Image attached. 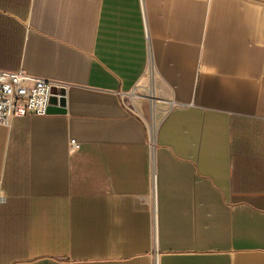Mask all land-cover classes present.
Masks as SVG:
<instances>
[{
	"label": "crops",
	"instance_id": "obj_1",
	"mask_svg": "<svg viewBox=\"0 0 264 264\" xmlns=\"http://www.w3.org/2000/svg\"><path fill=\"white\" fill-rule=\"evenodd\" d=\"M0 70V264H264V0H0Z\"/></svg>",
	"mask_w": 264,
	"mask_h": 264
},
{
	"label": "built area",
	"instance_id": "obj_2",
	"mask_svg": "<svg viewBox=\"0 0 264 264\" xmlns=\"http://www.w3.org/2000/svg\"><path fill=\"white\" fill-rule=\"evenodd\" d=\"M64 85L58 81L31 75L23 70H0V125L9 126L15 118L48 114V107L64 95ZM73 149L79 143L71 140ZM150 147L155 148L154 136Z\"/></svg>",
	"mask_w": 264,
	"mask_h": 264
},
{
	"label": "water",
	"instance_id": "obj_3",
	"mask_svg": "<svg viewBox=\"0 0 264 264\" xmlns=\"http://www.w3.org/2000/svg\"><path fill=\"white\" fill-rule=\"evenodd\" d=\"M59 99H60V102H61V104H62L63 101H64V100H63V97H60ZM53 101H56V99L53 98V99H52V102H53ZM60 110H61V109H58V108H56V107H54V106L51 105V106L48 107V114H49V113L51 114V113L62 112V111H60Z\"/></svg>",
	"mask_w": 264,
	"mask_h": 264
}]
</instances>
